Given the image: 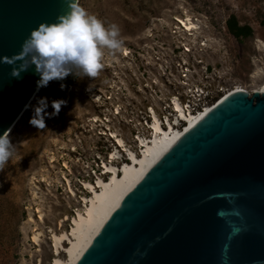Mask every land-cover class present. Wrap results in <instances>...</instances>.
<instances>
[{
	"label": "rangeland",
	"instance_id": "1",
	"mask_svg": "<svg viewBox=\"0 0 264 264\" xmlns=\"http://www.w3.org/2000/svg\"><path fill=\"white\" fill-rule=\"evenodd\" d=\"M77 3L116 24L124 44L115 54L105 50L95 78L43 83L8 134L16 147L0 170V264H51L52 232L69 231L83 181L100 174L115 148L112 132L137 151L134 136L149 134L150 111L171 117L172 97L199 109L226 88H257L264 76V0ZM232 14L251 35L228 31ZM186 16L197 28L179 24Z\"/></svg>",
	"mask_w": 264,
	"mask_h": 264
},
{
	"label": "water",
	"instance_id": "2",
	"mask_svg": "<svg viewBox=\"0 0 264 264\" xmlns=\"http://www.w3.org/2000/svg\"><path fill=\"white\" fill-rule=\"evenodd\" d=\"M67 10L68 0H0V56ZM19 64L0 60V134L42 85ZM75 264H264V91L229 93L185 130Z\"/></svg>",
	"mask_w": 264,
	"mask_h": 264
},
{
	"label": "bare ground",
	"instance_id": "3",
	"mask_svg": "<svg viewBox=\"0 0 264 264\" xmlns=\"http://www.w3.org/2000/svg\"><path fill=\"white\" fill-rule=\"evenodd\" d=\"M177 21L185 30L191 31L197 28V25L193 23L189 16L177 18ZM124 53L127 52L124 51ZM92 89V87H89L87 91ZM241 90L248 91L241 85L226 88L214 101L193 111L190 110V107H185L188 104L185 105L172 97L169 101L171 113H168L171 117L160 118L153 111H150L149 134L138 133L134 136L137 151L127 146L122 138L112 132L115 148L110 152L108 161H103L100 174L96 175L92 182L83 181V190L86 193L80 196L81 208L75 209L74 215L71 217L69 231L60 229L58 232H52L54 249L52 250L51 264H75L103 222L159 156L216 102L229 93ZM253 91H264V76L260 85L248 92L252 93ZM25 110L9 128L8 134L20 120ZM117 147L123 151L122 157L119 156L116 150ZM63 165L65 166V164ZM33 239H36L35 235ZM63 242L66 243L65 246H62ZM59 245L63 247L61 249L64 254L63 259L60 258Z\"/></svg>",
	"mask_w": 264,
	"mask_h": 264
},
{
	"label": "clouds",
	"instance_id": "4",
	"mask_svg": "<svg viewBox=\"0 0 264 264\" xmlns=\"http://www.w3.org/2000/svg\"><path fill=\"white\" fill-rule=\"evenodd\" d=\"M123 44L116 24L106 26L76 0H68L66 12L58 14L54 22L42 21L30 29L21 50L12 57L0 56V60L12 64L14 59H19V69L34 65L41 78L39 83L60 80L69 74L75 78H95L104 67L105 50L115 54ZM10 75H18L17 67L11 68ZM15 147L7 131L0 134V170L12 158Z\"/></svg>",
	"mask_w": 264,
	"mask_h": 264
},
{
	"label": "trees",
	"instance_id": "5",
	"mask_svg": "<svg viewBox=\"0 0 264 264\" xmlns=\"http://www.w3.org/2000/svg\"><path fill=\"white\" fill-rule=\"evenodd\" d=\"M226 27H227L228 31L237 39L249 36L252 33V28L246 24H239L235 15H233V14L227 18ZM74 79H75V77H73V75L69 74L65 78L58 80V82L61 83L64 87H68ZM36 95H35V97H36ZM34 98L32 99L31 103L34 102Z\"/></svg>",
	"mask_w": 264,
	"mask_h": 264
},
{
	"label": "built area",
	"instance_id": "6",
	"mask_svg": "<svg viewBox=\"0 0 264 264\" xmlns=\"http://www.w3.org/2000/svg\"><path fill=\"white\" fill-rule=\"evenodd\" d=\"M185 105L188 104V106H185L186 108L187 107H190V110L193 111V110H196V108H193V105H191L188 101L184 103ZM202 107V106H201ZM193 108V109H191Z\"/></svg>",
	"mask_w": 264,
	"mask_h": 264
}]
</instances>
